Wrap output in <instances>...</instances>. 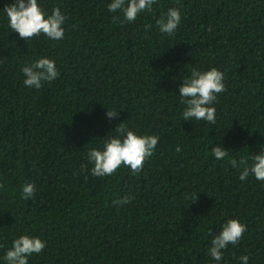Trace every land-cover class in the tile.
Returning a JSON list of instances; mask_svg holds the SVG:
<instances>
[{"label": "trees", "instance_id": "trees-1", "mask_svg": "<svg viewBox=\"0 0 264 264\" xmlns=\"http://www.w3.org/2000/svg\"><path fill=\"white\" fill-rule=\"evenodd\" d=\"M14 2L0 0V10ZM110 2L40 0L68 15L62 41L28 42L0 13V256L27 232L47 241L30 264H213L209 231L238 218L248 230L225 264L241 255L264 264V183L239 180L211 156L219 143L237 158L264 145V0H158L133 23L114 21ZM172 7L182 24L162 35L156 20ZM40 56L54 59L61 76L25 88L21 68ZM212 67L226 84L216 124L182 121L181 76ZM124 121L159 135L157 151L138 175L92 176L87 149ZM29 182L37 192L24 200ZM125 195L136 199L112 204Z\"/></svg>", "mask_w": 264, "mask_h": 264}, {"label": "clouds", "instance_id": "clouds-1", "mask_svg": "<svg viewBox=\"0 0 264 264\" xmlns=\"http://www.w3.org/2000/svg\"><path fill=\"white\" fill-rule=\"evenodd\" d=\"M158 4V0H111L107 4V11L115 14L113 20L119 23H133L143 13L151 12ZM3 18L11 32L30 41L41 35L50 41H62L66 36L69 17L62 12L59 6L49 13L45 11L40 0H15L14 3L2 10ZM183 21V13L178 7H172L156 20V30L164 35L173 36ZM149 24L146 31H150ZM23 86L29 89L40 90L45 85H51L60 78L61 72L54 59L40 56L31 61H26L21 68ZM182 84L179 87V103L183 105L180 113L182 121H203L209 125L217 122L215 103L218 95L226 91L225 73L212 67L207 70L191 69L190 73L181 76ZM108 109V108H107ZM117 111L108 109L106 115L109 120L118 119ZM102 139L97 147H89L86 160L92 165L88 170L94 177L105 178L115 175L119 169H128L133 175H138L144 169L145 162L152 158L157 151L160 136L155 134H141L138 130L131 129L125 121L119 123ZM181 146L177 145L176 151L180 152ZM211 156L217 161L227 160L231 168L239 172V180L247 181L252 177L264 183V145L256 155H241L237 158L230 155L221 143L211 149ZM37 187L33 183L21 186V198L31 200L35 197ZM197 193L190 199L195 201ZM136 197L125 195L121 199L112 201L114 206L122 208L131 204ZM247 225L238 218H229L221 224L220 230L211 237L206 249V255L213 264H225V257L229 246H236L247 232ZM47 247V241L27 232L13 238L11 246L0 256V264H30V259L42 254ZM239 264H249V256L241 255Z\"/></svg>", "mask_w": 264, "mask_h": 264}]
</instances>
